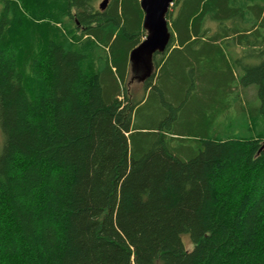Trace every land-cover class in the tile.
I'll return each instance as SVG.
<instances>
[{
  "label": "trees",
  "instance_id": "1",
  "mask_svg": "<svg viewBox=\"0 0 264 264\" xmlns=\"http://www.w3.org/2000/svg\"><path fill=\"white\" fill-rule=\"evenodd\" d=\"M97 1L0 0V264H264V0H173L135 92Z\"/></svg>",
  "mask_w": 264,
  "mask_h": 264
},
{
  "label": "water",
  "instance_id": "2",
  "mask_svg": "<svg viewBox=\"0 0 264 264\" xmlns=\"http://www.w3.org/2000/svg\"><path fill=\"white\" fill-rule=\"evenodd\" d=\"M172 1L140 0L139 5L143 12L142 26L146 30V36L129 54L132 69L140 73L139 80H144L151 75L153 54L164 52L170 40L165 16ZM107 2L108 0H102L99 8L104 9Z\"/></svg>",
  "mask_w": 264,
  "mask_h": 264
},
{
  "label": "rangeland",
  "instance_id": "3",
  "mask_svg": "<svg viewBox=\"0 0 264 264\" xmlns=\"http://www.w3.org/2000/svg\"><path fill=\"white\" fill-rule=\"evenodd\" d=\"M102 0H98L97 3L99 4ZM172 5H170L169 7V10L171 8ZM169 23V21H168ZM131 63V62H130ZM130 71H129V74H128V77H127V80H128V84H129V90L130 91H136L138 88H139V85H140V82L142 80H139L138 78V75L140 74L139 72H135L133 69H132V66L130 64ZM236 73H240L241 70H235ZM236 89V90H234ZM253 88L252 87H247V88H242V87H233V90H232V93L228 95V98H229V102H230V105L233 106V104H235L237 101L239 102H244L245 101V97H246V100H253ZM231 110V109H230ZM229 110V111H230ZM226 120H228V117H227V112L226 113H223V114H219L216 118H215V121L214 123L211 125V129H210V132H214L216 131L217 129H220L221 126H225L226 124ZM251 125L248 124V126L246 125V127H243V128H237L234 129V132H231V134L233 135L234 138H238V139H249V138H253L255 135L253 134H249L248 132V128L250 129ZM252 129V128H251ZM229 134V135H231ZM249 134V135H248Z\"/></svg>",
  "mask_w": 264,
  "mask_h": 264
},
{
  "label": "crops",
  "instance_id": "4",
  "mask_svg": "<svg viewBox=\"0 0 264 264\" xmlns=\"http://www.w3.org/2000/svg\"><path fill=\"white\" fill-rule=\"evenodd\" d=\"M232 54H238L239 52L243 51V47L239 45H233L231 48H229Z\"/></svg>",
  "mask_w": 264,
  "mask_h": 264
},
{
  "label": "bare ground",
  "instance_id": "5",
  "mask_svg": "<svg viewBox=\"0 0 264 264\" xmlns=\"http://www.w3.org/2000/svg\"><path fill=\"white\" fill-rule=\"evenodd\" d=\"M244 13H245V12H244ZM223 22H224V21H223ZM217 89H218V88H217ZM219 91H220V90H219ZM220 93H221V92H220ZM221 96H222V95H221ZM219 98H220V97H219ZM219 98H218V99H219ZM221 99H222V98H221ZM212 101H213V100H212ZM211 103H212V102H211ZM216 103H217V102H216ZM218 107H219V106H218ZM212 108H213V107H212ZM213 110H214V109H213ZM217 110H218V109H217ZM215 111H216V110H215ZM212 112H213V111H212ZM207 129H208V128H207Z\"/></svg>",
  "mask_w": 264,
  "mask_h": 264
}]
</instances>
